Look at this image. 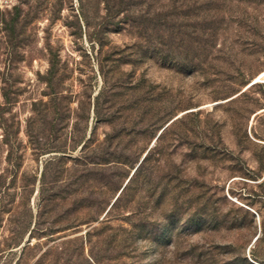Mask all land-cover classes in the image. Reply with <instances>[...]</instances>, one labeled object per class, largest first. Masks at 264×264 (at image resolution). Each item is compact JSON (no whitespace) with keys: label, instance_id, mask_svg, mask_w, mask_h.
I'll return each mask as SVG.
<instances>
[{"label":"rangeland","instance_id":"rangeland-1","mask_svg":"<svg viewBox=\"0 0 264 264\" xmlns=\"http://www.w3.org/2000/svg\"><path fill=\"white\" fill-rule=\"evenodd\" d=\"M150 13L160 55L115 63L111 47L146 37L100 32L104 0H0V264H264V0H162ZM51 59L63 74L56 96ZM129 72L158 93L146 136L128 95L112 99L125 107L114 122L95 113L105 78ZM93 130L97 141L122 133L128 159L104 167L105 184L67 172L80 150L71 138ZM82 196L98 219L78 226Z\"/></svg>","mask_w":264,"mask_h":264},{"label":"trees","instance_id":"trees-1","mask_svg":"<svg viewBox=\"0 0 264 264\" xmlns=\"http://www.w3.org/2000/svg\"><path fill=\"white\" fill-rule=\"evenodd\" d=\"M160 1L162 0H104L105 15L101 17L100 32H103L104 29H112L115 31H119L121 28L129 26L130 29L135 30L138 37H146L145 41H143L144 43H142V41H138L134 44L126 46V48L124 49H119L115 46L111 47L110 53L112 56H115L112 59L115 63L135 64L143 62L145 57H156L160 55L161 51L158 45L147 38V36L150 37L154 34V27H150V25H145V21L151 19L153 20L158 15H152L150 13V9L154 4ZM97 40L100 44V48H104L106 43L104 42L103 38L97 37ZM127 49L129 51H127ZM59 68V60L51 59L50 68L48 70L47 76L48 85L51 89L49 94L52 96H56L58 94V91H55L56 87H58L63 81V74L59 72ZM122 74L123 75H121V77L117 79L116 83L111 86L108 85V79L105 78L104 89H101V91L96 97L95 113L98 116L97 118L100 120H105L109 123L114 122L113 119L115 118V116L118 114H122V112H124L123 108L125 107L121 105L117 107V102L114 101L115 104L112 103V99L115 96H118L119 98L121 97V99L123 100L128 95L127 97H132L133 99H131L139 105L141 113L140 122H142L143 124L142 132L143 135L146 136L149 132L152 133L156 123L160 119L161 108L158 107L159 99L158 93L155 89L156 87L153 83L149 82L146 77L142 74L139 78L135 79L133 78V72ZM258 83H255L252 86ZM113 87L119 90H117L115 93L112 92L108 95V89H112ZM102 97H104L105 99L104 101H102L103 104L105 101L108 102V100L110 102L106 110L104 107H101ZM62 98L64 99L67 97L65 96ZM52 101H55V98H53ZM66 108L67 109L65 115L67 117L69 116V108ZM102 109L105 113L102 112ZM178 118L173 119L171 122H169L168 125L162 126L161 131L156 138V141L160 139V137L167 130V128ZM115 139H117V141H115L117 144L113 146L115 143ZM97 140L98 139L95 136L94 130L91 132V135H89V137H87V132H84L82 135H80V137L78 136V138H71L73 145L72 150H76L78 147H80V150L77 156L71 157V160L73 161V166L67 167V172L74 171L76 180H81L80 182L82 184L91 180H97L105 184L106 169L104 167L106 165L110 163L126 164L128 162L127 156L124 153L125 148L121 147L122 133L113 130L112 133L105 134V138L103 141ZM67 145L68 144L66 141L65 146ZM151 149L152 148H150V150L145 154L143 159L135 167L133 174L130 178H128L126 184L122 187L121 191L115 197V200L112 202L104 218L108 216L111 210L115 207L116 203L122 198L124 192L129 187L130 183L134 182L140 175L142 164L146 160ZM261 183L264 184V179L261 181ZM87 199L88 197L84 196L79 198V200L81 201L80 204L85 207L86 210L87 207H90V203H85ZM80 218L81 219L78 220V226L82 224L90 225L92 221H96L98 219L91 216L90 211L86 213V216ZM65 220L66 225L64 226L65 229H68L71 226V223H69L70 217L68 213L66 214ZM106 226L107 224H105L102 228L97 229L100 230L99 232H95L98 234H102ZM136 226L134 227L137 228ZM91 236L92 232L91 230H88L85 236L87 241L91 242ZM80 239L83 240V237H81ZM258 239L259 237L255 240V242ZM114 240V234H109L107 238L100 239L103 244L104 242H106L107 248H109L108 246H112ZM114 248H116V245ZM90 257L94 262H97L99 260L98 257L95 256L92 252L90 254Z\"/></svg>","mask_w":264,"mask_h":264},{"label":"water","instance_id":"water-1","mask_svg":"<svg viewBox=\"0 0 264 264\" xmlns=\"http://www.w3.org/2000/svg\"><path fill=\"white\" fill-rule=\"evenodd\" d=\"M255 116H256V115H255ZM133 172H134V171H133ZM133 172H132V174H133ZM132 174H131V175H132ZM131 175H130V177H131ZM130 177H129V178H130ZM257 238H258V237H257ZM257 238H255V240H256Z\"/></svg>","mask_w":264,"mask_h":264},{"label":"built area","instance_id":"built-area-1","mask_svg":"<svg viewBox=\"0 0 264 264\" xmlns=\"http://www.w3.org/2000/svg\"><path fill=\"white\" fill-rule=\"evenodd\" d=\"M256 214H257V212L256 211H254ZM257 216H258V214H257Z\"/></svg>","mask_w":264,"mask_h":264},{"label":"bare ground","instance_id":"bare-ground-1","mask_svg":"<svg viewBox=\"0 0 264 264\" xmlns=\"http://www.w3.org/2000/svg\"><path fill=\"white\" fill-rule=\"evenodd\" d=\"M261 111H263V110H261ZM257 238V237H256Z\"/></svg>","mask_w":264,"mask_h":264}]
</instances>
